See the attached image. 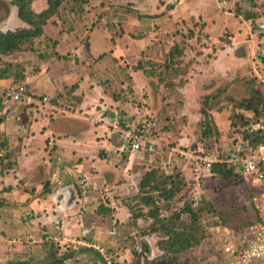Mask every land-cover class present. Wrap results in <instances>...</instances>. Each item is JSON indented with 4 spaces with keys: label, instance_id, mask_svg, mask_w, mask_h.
<instances>
[{
    "label": "rangeland",
    "instance_id": "374dc122",
    "mask_svg": "<svg viewBox=\"0 0 264 264\" xmlns=\"http://www.w3.org/2000/svg\"><path fill=\"white\" fill-rule=\"evenodd\" d=\"M32 6L37 12L49 8L46 0ZM261 24L264 0H65L41 36L23 43L18 52L0 55L3 84L27 82L38 96L37 103L12 105L9 119L0 116V264H104L94 248L83 244L34 242L57 228H30L35 215L20 207L29 199L8 201L4 189L19 177L16 154L33 129L35 114L61 124L69 136L87 125L97 128L98 135L105 133L98 139L107 142L80 158L85 167L77 175L78 181L89 182L84 219L90 205L94 219L87 218L98 223L92 228L85 220L91 227L89 240L99 243L95 235L100 233L101 244L122 256L123 264H128L124 256L129 248L133 264L143 252L151 254L144 249L145 237L156 242L166 237L159 223L164 217L176 225L192 223L203 235L199 245L177 256L167 254L166 264H221L223 237L240 235L253 224L259 211L252 196L263 185L247 174L241 181L237 174L205 168L199 178L195 160L209 153L216 159L212 167L221 163L240 142L241 123L255 114L246 103L255 90L264 94ZM26 26L17 6L0 0V31ZM125 128H145L144 140L155 141L154 150L131 149L123 138ZM182 151L194 158H182ZM149 171L159 182L179 174L185 180L181 191L166 201L150 190L151 184L142 188ZM35 176L25 175L23 184ZM59 177L53 179L60 183ZM53 179L43 181L39 194L51 189ZM149 196L160 215H151ZM113 206H124L123 218L129 212L141 214L135 227L120 221ZM153 225L161 231L152 232Z\"/></svg>",
    "mask_w": 264,
    "mask_h": 264
},
{
    "label": "crops",
    "instance_id": "0c3cea01",
    "mask_svg": "<svg viewBox=\"0 0 264 264\" xmlns=\"http://www.w3.org/2000/svg\"><path fill=\"white\" fill-rule=\"evenodd\" d=\"M35 82L36 81H34V83ZM42 85L46 86L45 83ZM34 86L35 88L37 87L35 84ZM45 91L42 92L46 93ZM36 118L37 115L35 114L33 125L29 121L33 129H31L30 133H28L29 135L25 137L21 150L18 154H16V165L17 168L18 165H20L21 169L17 180L12 181V183L6 187L5 192L9 193L8 197L10 198L8 201L10 202L11 199H15L17 197L18 199L19 197L25 200L29 199L20 207L27 208L30 213L35 215V217L29 222L30 228L42 229L44 232L52 230V228H57V230L63 229L65 235L70 239H73V237H80L81 227L79 225L80 218L78 214L80 208L78 201H80V199L78 186L79 181L77 175L80 173L78 170L81 169L82 171V167H85V164L82 163L80 158L86 156L87 149L96 148L107 142L104 139L105 137L101 140L98 139L100 134L105 135V133L100 131L98 135L96 132L97 128L87 125L85 127L79 126L74 134L69 136L68 131L64 129L61 124L54 125L53 123H50L47 115L42 114L37 119ZM72 159H76V161L74 162L73 160L72 162ZM27 172L29 173L26 174ZM57 172H59V174H57ZM25 175L36 176L34 178H27V181L23 184V178ZM59 175L60 177L57 179L60 180V183H57V180L53 178H56ZM51 177L53 179L50 181L51 189L48 190L47 193L39 194L38 191H42L44 188L43 181H48ZM3 179H5V177H3ZM26 184L31 186L29 190ZM10 185L13 186L11 189H9ZM34 187H36L37 190L35 194H33ZM21 189L22 191H20ZM115 207L116 206H113L112 208ZM17 208L18 207H15V210ZM89 210H91L90 205L87 206L86 212L87 217H90L92 220L94 218L92 215L88 214ZM115 210L114 213L120 221L128 222L130 220V212L125 214L124 218L121 215L123 213L122 210H124V206L116 207ZM84 214V222L85 220L87 222L89 221L88 224H91L92 228H97L98 223L96 221L91 223V220L87 217L84 219ZM6 216L10 219L9 215ZM3 221L4 219H2L0 223L2 224ZM12 222L14 224V219ZM131 228H134V225H132ZM131 234H134V231H131ZM47 235L50 234H46L44 236ZM99 236L100 233H98L97 236L95 235V239L101 244L102 240ZM34 242L42 243L39 241ZM162 242V239L156 242L153 241V239L145 237L143 240L144 249L148 250V252L150 251L151 254L147 255L146 251L143 252L140 260L133 264H166L164 260L167 254H164V251L159 247ZM60 244H62V246H73L76 248V243H72L70 240H61ZM109 244L114 245L115 242ZM127 249L129 248H126L124 257L128 260V264H130L133 262V256L130 249V252L127 253ZM120 253L123 252L120 251L118 254ZM121 257L122 256H119V259ZM221 258L222 255L220 257V263H224V259ZM168 264L171 263L168 262Z\"/></svg>",
    "mask_w": 264,
    "mask_h": 264
},
{
    "label": "built area",
    "instance_id": "2783aa9c",
    "mask_svg": "<svg viewBox=\"0 0 264 264\" xmlns=\"http://www.w3.org/2000/svg\"><path fill=\"white\" fill-rule=\"evenodd\" d=\"M181 4L182 0H178ZM264 29V24L260 25ZM0 92L3 107L0 109V116L9 119L8 114L12 111L11 106L16 103H24L31 105L38 101V96L35 91L28 87L27 82L19 84L4 85L0 77ZM47 97H43L45 101ZM19 118V116H16ZM129 127V124L127 125ZM251 133V137H242L237 146L231 150L222 159L221 163H227L237 170L242 171L245 175L255 178L262 182L263 188L258 192H254L252 196L253 203L259 211L258 221L251 224L240 235H225L222 239L223 247L221 250L224 263L221 264H264V116L251 120L245 127ZM123 138L131 149L134 151L146 147L147 150L153 151L155 141L144 140L146 138V129L132 130L125 128L123 130ZM180 156L184 159L194 158L193 154L182 151ZM216 159L209 153L198 156V161L195 160V172L197 174L205 169L212 168ZM247 176V177H248ZM80 191V208H79V225L81 227V236L68 238L63 229H58L55 234L47 236H40L36 241L44 242L45 240H52L60 243L61 240H70L72 243L83 244L89 248H94L100 257L103 259L104 264H123V262L116 258L114 253L103 244L96 243L89 240L91 234V227L87 226L83 220L85 205L89 201V182L86 178L79 180ZM116 231L112 230L111 234ZM30 238L34 239V235L30 234ZM221 258V259H222Z\"/></svg>",
    "mask_w": 264,
    "mask_h": 264
},
{
    "label": "trees",
    "instance_id": "16d2710c",
    "mask_svg": "<svg viewBox=\"0 0 264 264\" xmlns=\"http://www.w3.org/2000/svg\"><path fill=\"white\" fill-rule=\"evenodd\" d=\"M35 0H11V3L18 8V16L20 19L25 22L26 27H22L16 30H8V31H0V55L2 54H11L14 52H18L22 48V44L27 41H32L36 37H39L44 32V26L47 24L48 20L55 14L57 9L65 0H46L49 8L42 10L41 12H37L33 9V2ZM5 74V73H4ZM1 74V76L6 78L7 75ZM9 74V73H6ZM20 78L23 77L21 74L17 75ZM22 82H15L13 84H19ZM256 94L252 96L246 103V106L251 111L255 112L253 116L248 117L241 124L242 128V137L249 138L251 137V133H249L245 127L246 125L253 119H257L260 116H264V94L260 90H255ZM3 107L2 100L0 98V109ZM2 117H0L1 119ZM7 143L3 144L5 149L7 148ZM209 173L212 171H218L225 175H230L232 173L237 174L241 181L246 179V176L242 173V171L235 169L231 165L227 163H215L214 167L208 169ZM201 172L197 174V177H201ZM156 175L154 171H149L147 173L146 178L141 182V187L151 186L150 190L157 191L160 198L164 200H172L174 196H176L182 189L185 180L180 177L178 174V179H176L172 175H165L162 177L161 182L157 181ZM170 184V187L168 185ZM13 186L10 185L9 189ZM6 189H4L5 191ZM147 203H152L153 208L151 211L152 216H158L159 207L157 201L152 199V197H145ZM192 216H196V213L193 212L190 206H187V209ZM181 213H177L176 218ZM141 216V214L132 213L130 216V220L128 221V225H134L135 221ZM169 219H161L159 221L161 230L165 233V238L161 245H159L160 249H162L164 254H174L177 256L183 251L191 249L194 246L199 245L203 241V235L198 234L196 232L195 226L192 223L187 225H176L174 222H169ZM258 221V215L253 223ZM137 222V221H136ZM168 222V223H166ZM250 226V225H249ZM249 226L244 228L242 231H245ZM152 232L161 231L159 227H155L154 225L151 227ZM131 234V233H130ZM132 235V234H131ZM110 250V248H109ZM111 251V250H110ZM116 258H118L116 254ZM176 258V257H172ZM61 261V260H60ZM103 261V259H102Z\"/></svg>",
    "mask_w": 264,
    "mask_h": 264
}]
</instances>
